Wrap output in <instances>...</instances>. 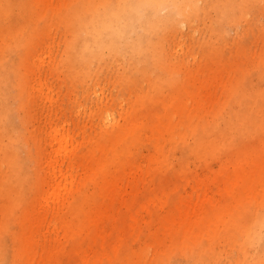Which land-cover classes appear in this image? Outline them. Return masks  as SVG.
<instances>
[{"label":"rangeland","instance_id":"1","mask_svg":"<svg viewBox=\"0 0 264 264\" xmlns=\"http://www.w3.org/2000/svg\"><path fill=\"white\" fill-rule=\"evenodd\" d=\"M139 3L0 0V264H264V0Z\"/></svg>","mask_w":264,"mask_h":264},{"label":"bare ground","instance_id":"2","mask_svg":"<svg viewBox=\"0 0 264 264\" xmlns=\"http://www.w3.org/2000/svg\"><path fill=\"white\" fill-rule=\"evenodd\" d=\"M140 1H142V0H127V3H129V7L130 6L132 7V11L131 12H139L140 13L143 10V3H139L138 4V2H140ZM131 7H130V9H131ZM135 15L136 14H133L134 17H135ZM102 18L103 17L100 16V18L98 20H101ZM121 19H122V16H117V20H115L113 23L108 22V21H103V23H105L107 25V27L112 29L113 26H118V24L121 21ZM58 142L60 144V148H59L57 154L60 155L61 152L65 151L67 149V146H66L67 145L66 144L67 140L64 139V138H61V140H59ZM16 171H18V170H16ZM24 172L26 173L25 170H24ZM71 178H73V177H71ZM73 183H74L73 179L70 181V183H66L65 185H63L62 182H59L58 184H56L54 186V190L52 192V196L55 198V200H60L61 194L63 193V191L73 193L74 194L73 195V201L69 200V203L67 205V209H68L69 212H71L72 214L76 215L77 212H79V209L81 208V206L79 204H77V200H78L79 194L76 191L74 192ZM60 208L61 207H58L57 210H59ZM126 208H129L128 204H126ZM262 228H264V223L262 224ZM262 230L263 231H260L256 238H258V241L260 243H262V246L264 248V229H262Z\"/></svg>","mask_w":264,"mask_h":264}]
</instances>
